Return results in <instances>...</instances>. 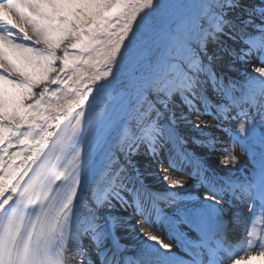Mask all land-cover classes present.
<instances>
[{
	"label": "snow or ice",
	"instance_id": "snow-or-ice-1",
	"mask_svg": "<svg viewBox=\"0 0 264 264\" xmlns=\"http://www.w3.org/2000/svg\"><path fill=\"white\" fill-rule=\"evenodd\" d=\"M0 264H264V0H0Z\"/></svg>",
	"mask_w": 264,
	"mask_h": 264
},
{
	"label": "bare ground",
	"instance_id": "bare-ground-1",
	"mask_svg": "<svg viewBox=\"0 0 264 264\" xmlns=\"http://www.w3.org/2000/svg\"><path fill=\"white\" fill-rule=\"evenodd\" d=\"M228 125L225 124L224 127H227ZM186 128L189 130L190 135L195 138H200L201 134L193 129L191 125H187ZM219 136L220 133H217ZM222 142H227V133L223 134V141ZM195 147V146H194ZM196 151L202 152V149L195 148ZM143 151V150H142ZM238 152V150H237ZM140 163L142 165V170L145 171V173H151V175H146V183L149 184L150 187H152L154 190L159 191V192H164L165 190L169 193L174 192L176 190L170 189L167 187L165 182L161 179L160 175L156 171V166H150L148 164V158L145 156H142L139 158ZM205 159L207 160V163L211 165L213 168H220L221 166L219 165V153L215 154H208ZM248 163H251V158H248ZM247 165L241 164L240 169L241 173L243 172V169ZM187 167V166H186ZM191 167H187V171H173L171 172V175L174 178L177 179H184L187 181L188 187L182 190V194L190 197H196L199 194V183H197L198 179L190 178L187 175L188 171H191ZM177 172H180L179 174ZM155 234L160 235V233L156 229H152ZM140 238L136 236L135 233H130L129 235H122L121 239V245L122 248L125 250V255L128 257H131L134 255L136 251V245L137 242Z\"/></svg>",
	"mask_w": 264,
	"mask_h": 264
},
{
	"label": "rangeland",
	"instance_id": "rangeland-1",
	"mask_svg": "<svg viewBox=\"0 0 264 264\" xmlns=\"http://www.w3.org/2000/svg\"><path fill=\"white\" fill-rule=\"evenodd\" d=\"M201 119H202V120H203V119H211V117H209V116H202ZM177 173L179 174L180 172H177Z\"/></svg>",
	"mask_w": 264,
	"mask_h": 264
}]
</instances>
